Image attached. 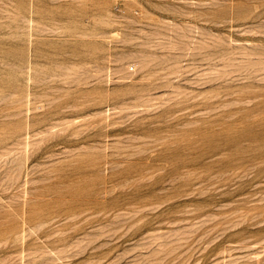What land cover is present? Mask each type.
Wrapping results in <instances>:
<instances>
[{
    "label": "rangeland",
    "instance_id": "obj_1",
    "mask_svg": "<svg viewBox=\"0 0 264 264\" xmlns=\"http://www.w3.org/2000/svg\"><path fill=\"white\" fill-rule=\"evenodd\" d=\"M0 264H264V0H0Z\"/></svg>",
    "mask_w": 264,
    "mask_h": 264
},
{
    "label": "bare ground",
    "instance_id": "obj_2",
    "mask_svg": "<svg viewBox=\"0 0 264 264\" xmlns=\"http://www.w3.org/2000/svg\"><path fill=\"white\" fill-rule=\"evenodd\" d=\"M255 244H256V242H255ZM254 246V245H253Z\"/></svg>",
    "mask_w": 264,
    "mask_h": 264
}]
</instances>
